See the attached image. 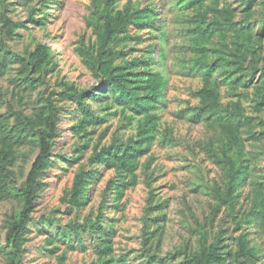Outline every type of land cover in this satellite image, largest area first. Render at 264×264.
Wrapping results in <instances>:
<instances>
[{
	"label": "rangeland",
	"instance_id": "obj_1",
	"mask_svg": "<svg viewBox=\"0 0 264 264\" xmlns=\"http://www.w3.org/2000/svg\"><path fill=\"white\" fill-rule=\"evenodd\" d=\"M91 1L0 0V121L16 134L12 110L36 118L50 95L58 108L49 163L22 230L20 264H194L193 258L212 244L223 264H264V212L254 203L256 187L264 191V97L258 103L264 77V0H205L202 5L131 0L139 8L151 7L154 20L129 26V36L115 44L127 54L116 62L129 61L128 69H133L131 61L145 59L135 70L159 71L166 79L163 102L151 111L156 123L152 138L140 134L144 114H133L110 94L92 96L105 93L106 85L76 50L82 41L89 45L96 40L97 32L87 24ZM126 1L118 0L117 7ZM199 12L205 13L206 23L231 16L235 26L214 25L208 38L201 37ZM30 14L41 23L30 20ZM6 18L25 22L11 31ZM242 21L248 27L238 29ZM38 43L49 45L51 58L41 70L25 73L23 57L27 60ZM202 47L210 62L225 58L211 77L221 111L240 101L243 114L252 117V124L238 131V144L215 119L193 117L200 103L197 90L205 83L198 62ZM66 82L89 89L86 111L65 94ZM87 111L90 121L80 128ZM116 142L138 144L145 151L136 161V184L130 183L133 173L95 155ZM13 146L14 156L4 161L7 181L0 184V264L12 257L6 231L24 205L20 187L40 150L38 134L30 132ZM225 149L249 172L229 195L230 175L220 162ZM81 170L90 177L76 204L71 190ZM97 224L110 233L109 254L99 250L103 239ZM243 237L253 254H245Z\"/></svg>",
	"mask_w": 264,
	"mask_h": 264
},
{
	"label": "trees",
	"instance_id": "obj_2",
	"mask_svg": "<svg viewBox=\"0 0 264 264\" xmlns=\"http://www.w3.org/2000/svg\"><path fill=\"white\" fill-rule=\"evenodd\" d=\"M118 0H92L90 9L91 12L87 17V24L93 26L97 32L94 43L87 45L81 42L77 45L76 50L83 59L87 67L93 74L104 80L106 92L98 96L96 92L92 94L94 98H103L110 94L115 101H118L124 108L129 109L133 114H144L145 119L140 124V134L143 137L152 138V130L156 123L155 115L151 112L153 109L163 102V90L166 87V79L159 71H152L148 68L144 71H137L135 68L139 66V62H144L145 59H134L125 64L117 63V59L124 57L127 51L116 48L115 44H120L129 34L128 29L131 24L139 25L143 22H153L154 14L151 7L145 9L134 5L131 0L126 1L122 7H117ZM182 2H190L192 5H202L205 0H181ZM226 12L232 14L230 9ZM200 23L198 24V33L201 37H209L216 29L232 28L235 26L231 16H226L225 22L214 21L206 23V15L199 12ZM33 22H40L38 17L29 15ZM7 19V18H6ZM9 28L12 31L16 26H22L24 20L12 21L6 20ZM264 22V19H263ZM41 23V22H40ZM248 27V21H242L238 29ZM203 56L198 60L200 70L204 74V85L197 90L200 98V103L193 109V117L196 119L213 118L221 127V129L229 136L230 140L236 144L239 143L238 131L246 124H252V117L246 116L241 110V102L236 101L231 110L221 111L220 101L216 86L212 83L211 77L215 73L217 67L225 64L224 57H218L213 62L209 61L208 49L202 47ZM50 47L46 43H38L30 52L27 60L23 57V72L29 73L30 70L35 72L41 70L50 60ZM143 65L148 66L147 63ZM264 76V75H263ZM264 77L262 85H258V92L261 98L264 97ZM87 90H79L76 85L71 82L65 83V94L71 99L77 100L79 103L78 110H87L85 95ZM260 109V107H259ZM57 111L58 108L53 102V97L45 98V105L40 108L36 118H32L20 110H12L15 115V128L17 133L13 134L8 123L0 121V137L5 144L4 148H0V184H4L9 174L5 160H10L14 156V146L16 142L23 143L25 137L30 132L38 134L40 150L33 160L31 167L27 173L25 181L20 187V194L23 197L24 205L20 212V216L11 221L6 231L5 241L10 247L12 257L8 264H20L22 257L23 235L22 230L25 228L27 221L31 217V211L35 203L36 190L40 185L39 176L48 166L51 151V136L57 131ZM91 114H85L80 120V128L90 121ZM145 152L138 144H126L122 142L113 143L108 149H104L100 153H96L97 159L108 162L110 165H118L124 168L127 172L133 173L136 168L137 158ZM225 159L220 158L223 169L230 175L229 189L226 195H229L234 187L241 185L248 178L249 172L236 164V158L228 149L224 150ZM90 173L81 170L74 177L72 186L71 200L79 204L82 200V191L86 188L89 181ZM130 183H137V175L133 173ZM122 184V183H120ZM124 185V184H122ZM254 203L258 207L259 212H264V191L261 186L256 187ZM121 193V190H119ZM98 236L103 239V245L99 248L100 252L109 254L112 251L110 241V233L104 225L97 224ZM242 248L245 249V254H253L252 248L248 245V238L241 239ZM168 256L172 257L173 254ZM194 264H223V257L217 249V245L212 244L209 248L203 249L200 256L194 257ZM103 264L109 263L106 260ZM123 264H130L124 260ZM156 264V263H155Z\"/></svg>",
	"mask_w": 264,
	"mask_h": 264
}]
</instances>
